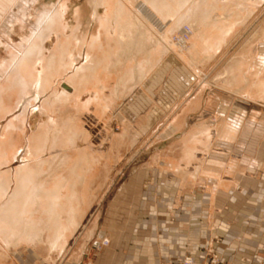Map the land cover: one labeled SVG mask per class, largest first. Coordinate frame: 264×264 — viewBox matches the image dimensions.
<instances>
[{
	"label": "crops",
	"instance_id": "crops-1",
	"mask_svg": "<svg viewBox=\"0 0 264 264\" xmlns=\"http://www.w3.org/2000/svg\"><path fill=\"white\" fill-rule=\"evenodd\" d=\"M229 2L236 4L233 0ZM96 3L95 28L93 25L89 28L99 37L93 43L100 41L101 36L110 49V41L118 40L119 27L136 23L134 17L139 8L150 9L157 16L155 10L169 9L171 13H165L162 19L164 24H191L200 34L204 23L199 21L203 20L199 15L208 14L209 3L224 6L225 1L96 0ZM218 13L212 16L215 18ZM126 35L127 39H136L129 32ZM193 40L191 36L189 45ZM78 53L81 57L80 50ZM65 57L63 65L66 66ZM65 66L57 68L55 77L66 70ZM27 82L30 81L23 83ZM14 87L13 92L20 95V101L27 102L34 93L31 88L29 95L22 97L21 88L15 84ZM214 89L203 87L183 103L172 114L168 131L141 147L136 160L135 155L128 159L124 165L127 175L117 183L110 200L101 209L100 222L98 206L105 192L98 195L99 150L94 145V134L81 125V115L89 111L84 104H79L80 98L69 106L74 103L82 110L69 107L56 113L57 119L61 124L68 118H79L80 130L91 135L93 144L79 140L75 147L58 145L48 149V145H42L40 150H35L32 139H27L45 127L46 111L40 112L39 108L46 96L37 97L23 110L13 92L8 98L5 96V106V91L0 89V264H161L179 262L187 254H193L198 263L215 255L218 264H264V154L260 156L257 151V138L264 135V110L261 108L258 112L259 102L249 97V111L239 118L242 128H231L225 118L229 101ZM107 103L106 100L105 109L109 107ZM45 107L49 114L52 107ZM39 115L42 122L35 125L34 119ZM89 115L91 120L97 116L90 112ZM78 125L74 121V138L68 139L70 144L83 135L77 130ZM228 125L231 131L226 128ZM6 131L11 147L4 143ZM61 137H65L62 129L56 137L58 142L63 140ZM79 150L88 153L85 167L75 161L81 155ZM27 152L32 156L28 157ZM65 154L71 160L70 178L66 165H59L60 161L64 163V159H59ZM54 157L58 158L57 164ZM34 164H40L41 170L35 169ZM24 165V170L19 171ZM122 195L129 204H119L113 212ZM93 206L96 216L92 229L79 242V252L66 259L72 238ZM126 210L129 222L113 221L105 225L107 217L125 215ZM47 216L45 231L50 236L45 241L47 233L43 232V241L38 242V232L43 230L34 228V218ZM67 217L71 224L68 221L65 228ZM69 227L72 228L67 230ZM101 232L103 237H99ZM101 238H107L109 244L95 247L94 243L99 244ZM21 253L24 258L19 257Z\"/></svg>",
	"mask_w": 264,
	"mask_h": 264
},
{
	"label": "rangeland",
	"instance_id": "rangeland-1",
	"mask_svg": "<svg viewBox=\"0 0 264 264\" xmlns=\"http://www.w3.org/2000/svg\"><path fill=\"white\" fill-rule=\"evenodd\" d=\"M85 1L80 3L79 0H0V69H2L0 89L5 91L3 93L4 104L6 103L5 96L8 98L11 96L10 93L14 91V80L17 74L16 71L9 70V64L12 60L18 58V55H21L23 51L22 44L33 38L35 25L43 14L49 10L63 11L60 26L46 32L43 36V53L47 57L50 51L52 52L57 48L60 39L70 38L75 28V11L82 8ZM229 1H226L224 6L209 3L211 7L208 14L199 15L203 19L199 21L204 23L200 34L196 32V28L191 24L181 25V22L172 25L164 24L162 19L165 13L166 15L171 13L169 9L155 10L161 20L150 9H147V14L149 16L153 14L156 19L153 15L148 19L145 18L144 15L139 14L137 9L134 17L136 23L131 24L130 28L127 26L130 23L124 25L127 26L125 33L129 32V36L136 39H127L126 35L124 42L119 40L110 41L112 44L110 49L109 47L106 48L108 43L103 42L101 36L100 41L92 45L91 43L88 44L92 40V28L84 31L82 27L83 29L78 30V35L80 34L79 36L85 38H80L79 46H70L69 55L65 57L69 67L67 64L66 66L63 65L64 58L60 62V66L56 63V68L67 67L65 71L62 70L60 75H56V77L57 72L53 71L52 75L55 78L53 76L45 78L49 81L54 78L48 86L43 80L41 63H38L32 68L34 78H32L31 88L34 93L29 95V100L27 102H25V99L20 101V95L13 92L12 95H17V103L21 102L23 110L37 97L45 95L46 97L41 102L39 111L47 112L48 108L44 106V109L41 110V105L55 89L72 94L73 88L68 84V79L75 68L84 64L86 50L89 63L94 62L97 64L100 61L99 70L97 71L99 72V86L97 85V89L101 88L102 85L106 88L104 92L109 107L107 106L108 108L102 112L98 110L89 111L97 115L96 117L91 115L92 120L89 112L81 115L82 127L94 134V145L99 150L96 170L98 195L100 196L105 192L103 197H100L101 200L98 206L99 222L101 220V209L110 200L117 183L127 175V166L124 167V165L128 159L135 155L136 160V153L141 147L160 138L163 133L167 132L172 114L176 113L183 103L192 98L203 87L215 88L214 90H218L221 96L229 101L225 118L230 127L236 130L242 128V122L239 120L242 113L249 111V97L259 102L258 112L261 108L264 110V91L261 93L258 89V84L260 82L264 83V0H233L236 4ZM218 11L220 13L215 14L214 18L212 14ZM187 20L185 17L184 21ZM154 21L156 22L154 23ZM183 26L191 28V36L194 40L189 45L190 37L187 46L179 47L174 44V36L178 35ZM224 27H229L231 30L228 35L222 38L220 34ZM139 36L146 39H137ZM74 44H76V41ZM219 48L220 50L216 55L209 56L210 53ZM78 50L81 51V57L78 55ZM77 59L78 62L75 66L73 63ZM56 60L61 61L59 56ZM21 69H25L21 74L22 81H29L30 68L24 65L23 68L21 66ZM89 88L88 90L91 92L94 90L95 85H90ZM88 98L89 93L82 94L79 104H85ZM109 100H111L110 104ZM40 101H37L36 104L38 105ZM69 107H75V104L73 103L67 108ZM75 108L77 111L82 110L81 108ZM5 109L9 111L7 107ZM46 112H44L45 121L47 120L46 116H48ZM99 112H101V115ZM56 113H61V111ZM56 113L54 119L56 124L61 126L59 128L62 129L65 137H61L63 140L61 139L58 142L55 137L57 132L50 130L54 135L50 137L51 140L47 144L48 149L56 148L58 145L75 147L79 140L86 144H93L91 135L80 130L79 118H68L60 124ZM34 121L37 125L42 122V117L39 115ZM74 121L78 125L79 131H81L80 133L83 132V135L74 144H70L68 139L74 138ZM229 125L226 127L227 129H230ZM43 126H45V123ZM45 128L42 130L41 127L39 131H35L34 134L28 137L27 140L32 139L33 149L38 150L43 145L42 135H44ZM7 139L6 131L4 143L11 147ZM257 151L260 156L264 154V135H259L257 138ZM79 152L81 155L75 161H80L84 166V160L88 153L85 150H79ZM65 155L59 159V161L64 159V163L60 161L59 165H66L70 178L69 166H71V160L67 154ZM44 161L47 162V160ZM53 161L57 164L58 158L54 157ZM37 167L40 168L41 165L34 164V168ZM49 167L52 173V164ZM69 178L66 180L69 181ZM123 203L129 204V201L122 195L113 207L115 208L113 212L116 210L117 205ZM128 212L126 210V213H123L125 215L119 214L117 217H107L105 225L107 222L110 224L113 221L117 224L129 222ZM95 216V206H93L88 210L72 238L71 244L66 250V259L79 252V242H82L92 229ZM47 220L48 216L34 218V228L43 230L38 232L40 238L38 242L43 241V232H46L45 230L48 228ZM68 221L69 217L66 218L65 228L68 227ZM69 223L71 224L70 221ZM18 227H21V224ZM46 233L45 241L50 236L48 232ZM101 236L103 237V232L99 234V237ZM24 256L23 253L19 254V257L24 258Z\"/></svg>",
	"mask_w": 264,
	"mask_h": 264
},
{
	"label": "bare ground",
	"instance_id": "bare-ground-1",
	"mask_svg": "<svg viewBox=\"0 0 264 264\" xmlns=\"http://www.w3.org/2000/svg\"><path fill=\"white\" fill-rule=\"evenodd\" d=\"M223 1L226 2L229 0H223ZM96 6H97L96 0H86L84 6L82 8H80L78 10L76 9L75 15H74L75 28L73 29L70 38L66 39V40L60 39L58 41L57 48L54 49V51H52V52L50 51L51 53H49V55L47 57H45L44 53H43V47H44L43 42H42L43 36L46 32H50L51 30L56 29L57 27L60 26V22L62 20V14L61 13L63 11L61 12V10H58V11H52V10L50 11L49 10L43 14L42 18L35 25V34H34L33 38H31L27 42L25 41L22 44L23 51H22L21 55H18L17 56L18 58H15L14 60H12V62L9 64V67H8L10 71H12V72L16 71L17 72L16 78L14 80L15 81L14 84L16 86H18L19 89L21 88L20 94L22 97H26L27 93L31 90L30 88H31L32 83H33L32 78H34L32 68H34V65L41 63L40 65L42 67L43 80L45 81V78H49V77L53 76L52 75L53 71L57 72V68L55 67L56 63L58 61V60H56L57 56L60 57V59H61L60 62H62L63 55L64 56L66 55V57L69 55V50L71 48L70 46H74V45L79 46V44H80L79 41L81 40L80 38L84 39L85 37L79 36L80 34L78 35V30L84 28L83 30L87 31L91 25H93V27H94V24H93V21H95L94 17L97 16L94 13V9ZM143 6H144V4H143ZM138 11H139V14L141 13L142 15L145 16V18L147 17V19L153 15V14H150V16H149L147 14V11H148L147 8H144V7L139 8ZM153 17L155 18L154 15H153ZM155 22L156 21H154V23ZM127 26L130 28L131 24L127 25ZM126 27L125 26L119 27L118 40L120 42L125 41ZM189 29L191 30V28H189ZM230 30L231 29L229 27H226V28L224 27L221 30L220 37L224 38L226 35H228ZM92 33H93L92 40H91L92 42L91 41L88 42V44L91 43V45L97 39L95 37H97V35H98V34H95V31ZM191 35H192V30H191ZM75 41H76V44H74ZM58 53H59V55H58ZM30 64H31V66H30ZM73 64H75V63H73ZM97 64L99 65L100 61L97 62ZM97 64H95L94 62H91V63L88 62V53L86 50L84 64L75 68L73 70V73L69 76V79H68V84L73 88L72 94H70L66 91H63V90L55 89L54 92L44 102L43 105L44 106L49 105L50 107H52V111L49 114H47L48 116H46L47 117V120L45 123L46 128L43 131L44 135H42L43 146H46L49 143V140H51V138H50L51 135H54V133H51V131L55 130L57 132L55 134V137H57L59 131L61 130L59 128L61 126H58L56 124L55 119H54L55 113L60 112L64 109H68L67 107L73 102V100L74 101L78 100L82 94L89 93V98L83 106L88 111H97V110L101 111V110L105 109V103H106L107 98H106V93L104 92V89H106V88L102 85L101 88L97 89V87L99 86V74H98L99 72H97V69H98ZM24 65L30 68V75H28L29 76L28 80L30 82H27L25 84L23 83V81L21 79V74L25 70V69L24 70L21 69V66L23 68ZM46 80L47 81H45L44 83H47L49 86L51 82H49L48 79H46ZM34 84H36V83L34 82ZM90 85L91 86L95 85L94 90L91 92H89V90H88ZM258 86H259V88H258L259 91L262 93L264 91V83L260 82L258 84ZM42 108L44 109V107H42ZM14 123H15V121L13 120L12 124H14ZM19 123H20V119H17V124H18L17 126H19ZM77 130H79V129L77 128ZM38 150H40V147ZM29 152H27V155H28V157H31L32 155ZM36 152L37 151H35L34 153H36ZM36 158H37V156H36ZM27 159H29V158H27ZM24 168H25V165L22 166V168H20L19 171L24 170ZM85 171H87V170H85ZM72 173L74 174V176H76L78 178V174L75 172L74 169H73ZM20 189H22V188H20ZM19 192H20V190H19ZM37 237L38 236L36 234L35 239Z\"/></svg>",
	"mask_w": 264,
	"mask_h": 264
},
{
	"label": "built area",
	"instance_id": "built-area-1",
	"mask_svg": "<svg viewBox=\"0 0 264 264\" xmlns=\"http://www.w3.org/2000/svg\"><path fill=\"white\" fill-rule=\"evenodd\" d=\"M191 37V30L188 26H183L178 35L174 36V44L179 47H185L188 44V40ZM109 244V240L107 238H102L99 240V246H107ZM218 257L213 255L204 263H198L193 254H187L184 258L179 262H162L161 264H218Z\"/></svg>",
	"mask_w": 264,
	"mask_h": 264
},
{
	"label": "water",
	"instance_id": "water-1",
	"mask_svg": "<svg viewBox=\"0 0 264 264\" xmlns=\"http://www.w3.org/2000/svg\"><path fill=\"white\" fill-rule=\"evenodd\" d=\"M97 245H98V243H97V242H95V243H94V246L96 247Z\"/></svg>",
	"mask_w": 264,
	"mask_h": 264
}]
</instances>
